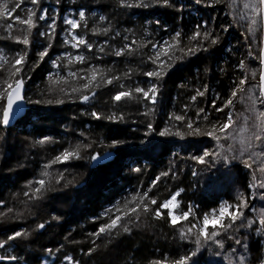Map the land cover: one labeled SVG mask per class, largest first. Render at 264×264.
I'll return each instance as SVG.
<instances>
[{"label":"trees","instance_id":"1","mask_svg":"<svg viewBox=\"0 0 264 264\" xmlns=\"http://www.w3.org/2000/svg\"><path fill=\"white\" fill-rule=\"evenodd\" d=\"M173 3L177 7L155 3L149 7H126L123 0H39L38 5H33L24 0L17 10L21 17H26L29 9L39 16V9L43 8L48 10L49 18L37 20V27L30 34L19 31L22 26L18 24L11 36L6 29H0V56L12 62L27 53L22 65L17 66L22 71L11 79L9 73L13 69L0 60V95L4 94L6 80L14 84L15 79L23 78L29 105L27 116L8 128L2 122L6 99L0 100V241L16 231L25 233L0 249V255L17 259H5L0 264H175L196 250L194 240L204 227L205 215L211 221L213 213L219 215L221 205L239 203L240 194L256 211L257 187L251 185H258L262 177L257 178L256 171L254 181L252 172L264 164V157H253V169L242 161L248 160L251 153L264 150L260 141L252 139L255 131L250 124L253 114L264 111L259 99L264 5L259 0ZM245 4L250 7L245 8ZM81 11L85 13L83 21L79 18ZM52 18L54 31L48 27ZM66 19L77 20L81 27L73 31ZM6 22L11 21L0 20ZM197 31L201 33L197 38L200 45L207 50H197L194 55L180 52L179 48H196L197 40L191 37ZM205 31L211 36L205 38ZM40 33H51V37ZM176 33H180L178 45ZM25 34L28 45L16 42ZM70 34L92 43V50L85 46L73 48ZM216 37L218 42L212 44L211 39ZM165 42L173 45L169 50L173 59L162 54L165 74L159 79L149 78L144 73L158 67L149 59L156 55L154 45ZM125 45H130V49ZM45 48L48 55L41 60L39 53ZM117 51L122 54L117 56ZM69 53L86 59L83 63L74 59L69 63ZM53 60L59 66H54ZM241 61L245 64L243 70L239 67ZM168 64L173 66L168 68ZM89 69L99 71L90 89L84 90L82 85L91 77ZM70 72L77 76H70ZM245 76V91H238L237 97L232 98L231 92ZM112 77L119 79L108 84L106 81ZM151 84L158 86L155 104L138 93H133V98L113 99L118 91L134 90L137 86L147 89ZM73 88L80 90L73 92ZM198 90L204 95H198ZM85 94L91 99L84 103L80 97ZM228 99H233V104L223 112L217 111ZM57 100L64 103H56ZM200 109L204 111L197 116ZM229 111L235 121L227 130L232 138L225 140L219 131V141L204 134L212 130V124L226 122ZM92 112L102 118H94ZM113 115L118 119L107 118ZM176 115H183L185 120H175ZM188 120L193 121L192 129L187 127ZM165 127L170 134L160 136L158 133ZM197 127L200 134L195 132ZM45 138V143H38ZM228 145H232V150ZM77 146L79 159L57 163L47 169L49 176L41 175L55 156L65 149L76 150ZM242 148H247L243 155ZM205 151L220 155L206 157L204 164L193 159ZM108 153L115 154L112 161L93 164L98 156ZM41 178L46 181L44 189L34 193ZM177 191L179 207L160 208ZM151 199H156L157 204L152 205ZM144 203L151 209L148 213L142 211ZM136 204H140L138 220L134 215H125ZM157 208L161 217L155 216ZM189 208V218L173 225L169 211L179 215ZM253 210L244 209L245 216L255 222L252 228L229 230L230 235L247 245L246 249L227 239L223 249L206 243L187 264H238L241 254L244 264H264V235L257 234L260 217ZM117 215L121 216V226L111 235H93L101 224L110 222L109 217ZM41 224L43 228L39 227ZM124 225L130 231L125 232ZM192 225L196 227L188 234ZM181 230L186 233L185 238L181 237ZM213 230V223H209L207 231ZM215 230H220L219 225Z\"/></svg>","mask_w":264,"mask_h":264},{"label":"snow or ice","instance_id":"2","mask_svg":"<svg viewBox=\"0 0 264 264\" xmlns=\"http://www.w3.org/2000/svg\"><path fill=\"white\" fill-rule=\"evenodd\" d=\"M30 2L33 5L39 4V0H30ZM123 2H124V6H126V7H149L153 3L162 4L164 6H168L171 8L177 7V5H175L173 3V0H135L134 3L126 2V0H123ZM200 2H201V0H197V3H200ZM10 3H11V7L9 6ZM23 3H24V0H2V2H0V20L11 21V22H6V23H0V29H6L10 36L12 35L14 26L16 24L22 26L19 29V31H21L22 33L30 34L31 30L33 28L37 27V23H36L37 20L45 21L46 19L49 18L48 10L43 9V8L39 9V11L41 13L39 16H37L36 11L29 9V10H27L26 17H21L17 13V10L21 8V5ZM259 3L261 5H264V0H259ZM244 7L249 8L250 5L245 4ZM251 7L253 8L254 11H256V8L254 5H251ZM79 18L81 21H83L85 19V13L83 11L79 12ZM65 23L67 25H69L73 31L75 29L81 27L80 23L75 19H66ZM252 23L255 24L256 21L253 20ZM54 25H55V19L52 18V23L49 24L48 27L52 28L54 31ZM23 26H26V27H23ZM225 30H227V29H225ZM104 31L107 32V29H105ZM249 31H252V30L249 29ZM40 35H42V36L48 35L49 37H51V33H40ZM203 35L205 38H208L209 36H211V34L208 33L207 31H205L203 33ZM200 36H201V33L199 31H197L191 37V39L197 40L196 48H187V49L179 48V51L183 52L186 55H194L197 50H205L206 51L207 49L202 48V46L199 43V40L197 39ZM179 37H180V33H176L177 45L179 44ZM69 40L72 42L71 46L73 48H79L80 46H85L89 51H91L93 48L92 43L88 42L87 40H85L83 37H81L79 35L70 34ZM16 42L23 43L24 45H28L29 44L28 35L27 34L23 35L22 39L17 37ZM210 42L212 44H216L218 42V37L212 38ZM48 47H51V45H49ZM124 47L130 49V45H125ZM154 47L157 48L156 55L154 57H149V59L152 61V63L157 64L158 67H157V69H154L153 71L145 72L144 75H146L149 78L156 77L159 79V78H162L163 74H165L164 69H165V64H166V62L161 60L160 57L163 54L164 56H167L169 58V60L173 59V57L169 55V50L173 47V45L165 42L164 45H154ZM101 51H103V48H101ZM115 54L117 56H120L122 54V51H117ZM26 55H27V53L20 54V55H18V57H15L12 62L7 60V58H5L3 56H0V60H3L4 64H10L11 68L13 69L9 73V79L17 76V74H19L22 71L21 67H17V66L22 65V63L25 61ZM47 55H48V49L47 48H45L43 51H41L39 53V57L41 58V60ZM250 55H251V53H250ZM68 59H69V63H72L73 59L76 62L83 63L85 61L86 57L83 55H76L75 57H73L72 54L69 53ZM52 63L54 66H59L57 64L56 60H53ZM261 63L264 64V52H262V54H261ZM172 66H173L172 64L167 65L168 68H171ZM239 67L241 70H243L245 68V64L243 61L240 62ZM88 71L91 72V77L89 79H87V83H84L82 85V88L84 90L90 89V86H92L93 82L96 81V79H97V72L99 70L98 69H89ZM69 75L72 77H76L77 73L76 72H70ZM101 78H103V77L101 76ZM253 78H255V72H253ZM114 79H119V78L118 77H112L111 79H108L106 82L108 84H112ZM247 81H248L247 76H245L243 79L239 80L237 88L231 92L232 98L237 97L238 91L241 93L245 91L243 86L247 83ZM259 81H260L259 99L261 100L262 103H264V72H261L260 77H259ZM5 85H6V87L4 89V94L0 95V100L6 99L7 107L4 109L2 122L4 125H7L10 122L9 116L13 111V105L16 104L18 101H22L24 99V94H23L24 79L23 78H17V79H15L14 84L9 82L8 80H6ZM79 90L80 89H77V88L72 89L73 92H76ZM133 93L142 94V98L144 100L151 101V103L155 104L156 103V95L158 94V86L156 84H151L147 89L137 86L134 88V90L118 91V93L113 97V99L115 101H120L122 98H125V97L133 98ZM197 94L201 95V96L204 95V93L200 92L199 90H198ZM94 95H95V92H92L91 96H94ZM91 96L85 94V95H82L80 97V99L84 102H88L91 99ZM192 99L195 100L196 97L193 96ZM249 99H251V97H249ZM48 103H52V101L49 100ZM56 103H64V101L63 100H57ZM253 103H255V101H253ZM232 104H233V99H228L224 103L223 107L216 108V110L223 112L225 108H229ZM213 107H215V101H213ZM203 111H204V109H200L197 112V116H199L200 113ZM253 111H256V109L253 108ZM91 115L96 119L102 118L97 112H92ZM225 115H226V122L219 124V126L217 124H212L211 125L212 130L208 131L204 134L211 136L213 139H215L217 141H219L221 139V136L216 134L217 131L224 134L223 138L225 140L232 138L231 133H229L227 130L235 123V121L233 120V114L231 111H229ZM107 118L109 120H117L118 119L114 115L109 116ZM119 119L122 120L123 117H119ZM174 119L177 121H184L185 117L183 115H176L174 117ZM204 119L207 120L208 117L205 115ZM255 119L258 123L254 124L253 127L254 128H260L261 132H264V111L257 112ZM247 120H248V118L245 117V124H247ZM148 127L151 129L152 124H149ZM187 127L189 129H192L193 121L188 120ZM195 132H196V134H200V128L197 127L195 129ZM158 134L160 136H165V135H169L170 132H169V129L167 127H165L164 130L160 131ZM176 134L179 135V133H176ZM47 139L48 138H45L44 140H40V141H38V143L43 144V143H45V141ZM252 139H254L256 141H260L261 144L264 145V135H261L260 132H253ZM116 143L118 144L119 142H116ZM218 146L220 148L224 147L223 144H219ZM257 146L259 147L260 145H257ZM78 149H79V146H77L76 150L65 149L62 153L55 156L47 165H45V170L42 171L41 175L42 176H49L50 173L47 171V169L51 168L53 165H55L57 163H65V162H68L70 159H73V158L79 159L80 156H79V150ZM228 149L232 150V145H228ZM245 151H247V148L240 149V154L243 155ZM212 155L219 156L220 154L205 151L202 156H196V157H193V159L197 160L198 163L204 164V163H206L205 158L212 156ZM253 157H264V150H262L259 153L253 152L249 155L248 160L242 161L245 167H247L249 169H253V164L256 163V161L253 159ZM93 159H95V157H93ZM233 159H235V157H233ZM249 160H252V163H249ZM256 171H259L262 175H264V164H261L258 167V169H253L252 175H253L254 181L256 180V175H255ZM165 175H166V173H165ZM61 178H63V173H61ZM57 182H59V181H57ZM36 183L39 184V187L34 188V193H41L42 190L44 189L46 181H45V179L41 178ZM251 187H258L260 189H264V179H261L258 185H256L255 183L252 184ZM149 191H151V189H149ZM146 196H147V194L145 193V197ZM178 196H180V191H177L176 193L172 194L170 196V199H166L160 205V208H163V209H176V208H178L179 207V204L177 202ZM237 200L239 201V203H237L235 206L229 205V204H227V202L225 204L221 205L220 209H219V215L217 216L215 213H213L211 221L209 220V217L207 215H205L203 217L204 227H202L198 230V234L194 240V243L196 245V250L191 253V256L186 255L184 257H181L178 261L175 262V264H187V262L190 261L192 257L196 256L197 252L200 251V248L202 247V245L206 244V243H214L219 248L223 249L225 247V240L227 239V240L234 241V243L236 245H239L245 249L247 248V245L242 243V240L240 238H238L235 235L229 234L230 229H234L235 232H239L242 228H252L253 224L255 223L254 220L249 219L245 216L244 209H248L249 211L253 210L249 205L248 199L245 198L243 196V194H240L237 196ZM134 201H135V198H134ZM142 201H143V198H141V202ZM150 203L152 205H155V204H157V200L151 199ZM125 207H127V203L125 204ZM139 207H140V204H136V206L129 209V212L125 213V215L126 216L130 215V214L134 215L135 219L138 220L139 219V213L137 212V208H139ZM233 207H234V210L230 211L229 209L233 208ZM160 208H157L155 210V216L156 217H161L163 215L160 211ZM142 211L144 213H148L149 211H151V209L149 208L148 204L144 203ZM191 213H192V209L189 208L187 211H183L179 215L174 214L172 211H169L168 215L171 218L172 224L175 225L178 220H187ZM261 217L262 218L259 220V225L261 227L256 229L257 232L264 231V213H261ZM225 218L228 219L227 223L225 222ZM109 221L110 222H108V223L101 224L100 227L98 228L97 232L93 233V235H95L96 237H99L101 234L111 235L113 233V230H115L121 226L120 225V221H121L120 215H117L115 218L109 217ZM238 221H239V224L237 223ZM209 223H213V229L214 230L211 233H209L207 231V226ZM216 225H219L220 230H215ZM39 227L43 228L44 225L41 224V225H39ZM193 227H196V226L192 225V227L188 228V230H187L188 234L191 233ZM123 230L125 232L130 231V229L126 225L123 226ZM23 235H25V233H22L20 231H16L14 234L5 237L4 240L0 241V249L5 248L9 241H15L17 238H19ZM185 236H186V233L183 230H181V237L185 238ZM217 237H221V238L217 239ZM201 238H203V239H201ZM232 251H233V253H235L237 251V249L234 248V249H232ZM217 254H219V253H217ZM5 259L16 260L17 257L0 255V261H3ZM67 259L71 260L72 258L67 257ZM244 260H245V257L243 254H241L238 258V264H244Z\"/></svg>","mask_w":264,"mask_h":264},{"label":"water","instance_id":"3","mask_svg":"<svg viewBox=\"0 0 264 264\" xmlns=\"http://www.w3.org/2000/svg\"><path fill=\"white\" fill-rule=\"evenodd\" d=\"M262 52H264V48H263ZM261 72H264V64H262ZM23 94H24V99L22 101H18L16 104L13 105V111H12V113L9 116V121L10 122H9V124L4 125L5 127L13 128L20 120H22L23 118H25L27 116L28 110H29V105H28V102L26 100V86H25V82H24V86H23ZM6 107H7V104H6V100H5L4 109ZM114 158H115V154L114 153H108V154H106V155H104L102 157L98 156L94 160L93 164L95 165L101 160L112 161ZM1 262L2 261H0V263Z\"/></svg>","mask_w":264,"mask_h":264},{"label":"rangeland","instance_id":"4","mask_svg":"<svg viewBox=\"0 0 264 264\" xmlns=\"http://www.w3.org/2000/svg\"><path fill=\"white\" fill-rule=\"evenodd\" d=\"M255 117H256V114H253L252 117H251V119H250L251 127H252V129L255 132H260L261 135H264V132H261L260 128H254L253 127L254 124L258 123L256 121ZM259 177H262L261 179H264V175H262L260 172H259V176H257V178H259ZM254 192H255V189H254ZM254 192L252 193V196H253L252 199H254V195L256 194L255 195L256 196L255 198H257L256 199V201H257L256 202L257 208H256V211L255 210H253V211L256 212L259 215L260 219H261L262 218L261 217V213H264V189H260V188L257 187L255 194H254ZM261 233H263V235H264V231L257 232L258 235H261Z\"/></svg>","mask_w":264,"mask_h":264}]
</instances>
